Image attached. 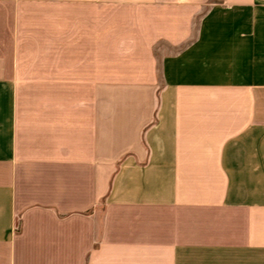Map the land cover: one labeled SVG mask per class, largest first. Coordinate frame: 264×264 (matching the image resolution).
I'll list each match as a JSON object with an SVG mask.
<instances>
[{"label":"crops","instance_id":"crops-1","mask_svg":"<svg viewBox=\"0 0 264 264\" xmlns=\"http://www.w3.org/2000/svg\"><path fill=\"white\" fill-rule=\"evenodd\" d=\"M0 264H264V0H0Z\"/></svg>","mask_w":264,"mask_h":264},{"label":"rangeland","instance_id":"rangeland-1","mask_svg":"<svg viewBox=\"0 0 264 264\" xmlns=\"http://www.w3.org/2000/svg\"><path fill=\"white\" fill-rule=\"evenodd\" d=\"M208 8L196 17L193 36L179 47L160 43L155 49L159 84L220 81L228 74L226 51H195L200 22ZM193 48V49H192ZM40 59V56H39Z\"/></svg>","mask_w":264,"mask_h":264}]
</instances>
